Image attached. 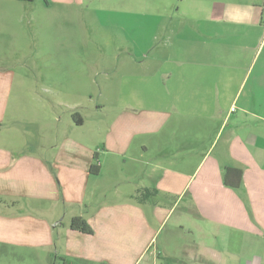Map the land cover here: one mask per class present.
<instances>
[{
  "label": "crops",
  "instance_id": "obj_1",
  "mask_svg": "<svg viewBox=\"0 0 264 264\" xmlns=\"http://www.w3.org/2000/svg\"><path fill=\"white\" fill-rule=\"evenodd\" d=\"M82 1L0 0V17L13 13L21 23L36 3L45 13ZM153 2L157 44L134 62L140 72L130 69L136 59L127 45L120 42L124 46L115 49L118 58L125 53L108 73L118 110L101 141L83 136L79 129L87 118L80 111L66 121L62 137L34 146L26 141L17 152L29 162L26 171L15 172L20 161L13 169L6 165L7 171L0 166V176L15 177L9 198L50 201L41 210L48 214L43 231L50 246L53 227L64 228L68 218L60 242L65 264L68 256L92 264H164L167 257L176 264H264V0ZM45 35L60 37L61 31ZM34 47L63 56L61 66L77 49L66 42ZM147 59L155 70L142 72ZM5 84L0 72V110ZM10 145L0 139V164L13 156L5 150ZM48 148L57 150L51 170L45 164L51 160ZM95 153L99 174L90 173ZM226 167L243 170L240 187L225 184ZM3 186L2 180L0 241L9 242L21 231ZM75 215L85 216L95 233L71 229ZM174 216L173 229L187 237L172 233L161 246ZM173 246H179L178 254Z\"/></svg>",
  "mask_w": 264,
  "mask_h": 264
},
{
  "label": "rangeland",
  "instance_id": "obj_2",
  "mask_svg": "<svg viewBox=\"0 0 264 264\" xmlns=\"http://www.w3.org/2000/svg\"><path fill=\"white\" fill-rule=\"evenodd\" d=\"M153 1L155 0H83L73 6L54 5L45 13L42 12L44 7L36 3L37 10L33 12L28 8L29 10L23 12L25 14L21 23L15 20L13 13L1 14L0 72L9 84L3 85L5 102L0 110L3 111L0 139L8 140L11 145L5 150L10 151L11 156L13 154L6 159L7 164L4 161L0 164L5 171L6 165L13 169L19 161L20 165L15 167V172L19 174L26 171L30 167L29 162L17 157L18 146L26 141L34 146L37 143L54 141L57 136L62 137L66 121L71 122L78 111L87 118L85 127L79 129L83 136H98L101 141L107 123L118 110L114 98L111 97L117 92H110L108 87V79L113 77L112 74L108 76V73H111V67L117 61L122 63L125 53L118 58L115 49L117 45H127L136 59L132 61L130 69L140 72L141 66L134 62L140 61L142 55L157 44L153 35L156 19L150 15L157 11ZM33 14L35 18L32 17ZM46 31H61V35L46 36ZM64 31H67L66 38ZM64 42L68 46L77 47L73 51H78L77 57L73 51L67 54V64L64 66L57 62L63 56L58 59V53L47 52L41 47L36 50L34 47L36 43H42L56 48ZM144 62L142 72L143 68L147 71L155 70L151 61L147 59ZM121 78L119 75V82ZM75 90L78 93L82 90V95L73 94ZM48 149L45 152L47 155L51 154V160L45 164L51 170V162L57 150ZM2 180L5 185L2 188L3 195H7V204L12 205L14 198H9V193L11 189H16L15 177L7 179L0 176L1 183ZM111 196L109 198L113 199ZM19 198L21 200L14 203L21 234L14 241H0V264H65L60 256V242L65 228L69 225L68 218L62 222L65 224L64 228H61L60 223L53 227L55 244L50 246L43 231V218L48 214L41 212L47 210L51 205L50 201L29 196ZM68 209L73 210L72 207ZM175 219L174 216L163 229L161 246L164 239L172 233L175 237H187L178 229H173ZM171 249L174 253H179V246ZM68 259V264H92L71 256ZM173 263L174 261L164 260V264Z\"/></svg>",
  "mask_w": 264,
  "mask_h": 264
},
{
  "label": "trees",
  "instance_id": "obj_3",
  "mask_svg": "<svg viewBox=\"0 0 264 264\" xmlns=\"http://www.w3.org/2000/svg\"><path fill=\"white\" fill-rule=\"evenodd\" d=\"M101 164L98 153L94 154V160L90 166L91 174H99ZM243 179V170L239 167H226L224 172V182L231 187H240ZM70 227L73 230L80 231L86 234H94L95 229L83 215H75L70 220ZM167 261H173V258L167 257Z\"/></svg>",
  "mask_w": 264,
  "mask_h": 264
}]
</instances>
